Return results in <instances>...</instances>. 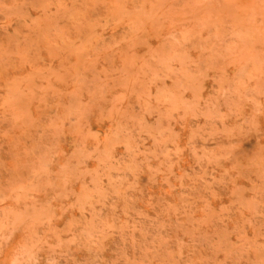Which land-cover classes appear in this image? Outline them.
<instances>
[{"label": "rangeland", "instance_id": "374dc122", "mask_svg": "<svg viewBox=\"0 0 264 264\" xmlns=\"http://www.w3.org/2000/svg\"><path fill=\"white\" fill-rule=\"evenodd\" d=\"M0 264H264V0H0Z\"/></svg>", "mask_w": 264, "mask_h": 264}]
</instances>
